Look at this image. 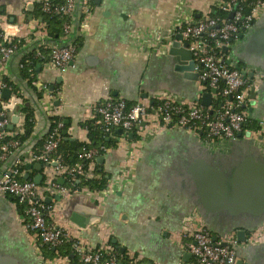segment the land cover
<instances>
[{"label": "crops", "instance_id": "0c3cea01", "mask_svg": "<svg viewBox=\"0 0 264 264\" xmlns=\"http://www.w3.org/2000/svg\"><path fill=\"white\" fill-rule=\"evenodd\" d=\"M39 1L0 0V24L5 19L23 21L28 27L22 33L27 35L41 20L33 12ZM218 1L96 0L90 19L83 30H77L82 42L75 59L64 69L50 68L41 59L37 63L38 77L56 97L54 115L43 109L39 93L22 75L23 57L34 44L27 42L19 48L6 65L5 77L26 99L11 117L13 128L8 130L24 133V106L33 107L35 125L23 143L0 163V178L19 158L28 156L44 142L54 127L52 117L62 119L65 140L90 143L89 129L83 123L92 119L96 103L117 98L135 105L164 95L198 97L199 82L184 77L169 60V43L181 33L180 27L188 18L204 17ZM31 3L34 6L30 7ZM255 31L258 37L253 39ZM240 34L244 38L232 41L228 56L239 68L260 76L256 101L249 108L251 116L259 119L264 114V12ZM235 53L244 61L239 62ZM15 117L18 120L14 121ZM144 124L139 138L118 134L117 146L87 165L88 177L104 174L107 188H82L66 196L56 195L48 203L55 209L56 224L93 248L112 242L128 259L141 264H183L185 254L190 253L186 247L191 238L183 232L186 226L203 223L215 236L240 228L230 220L203 212L195 184L186 171L188 161L195 155L212 158L227 153L235 141L225 144L222 150L211 151L197 135L185 129ZM252 141L264 153L260 143ZM64 153L66 149L61 150V155ZM29 163L41 162H27L24 177L34 180L41 174L42 185L46 178L44 164L39 170L28 168ZM75 213L84 225L72 219ZM23 220L16 197L0 195V254L16 259L17 264H45L51 258L43 256L35 235ZM244 224L246 240L237 250V264H264V218ZM192 261L193 256L188 264Z\"/></svg>", "mask_w": 264, "mask_h": 264}, {"label": "built area", "instance_id": "2783aa9c", "mask_svg": "<svg viewBox=\"0 0 264 264\" xmlns=\"http://www.w3.org/2000/svg\"><path fill=\"white\" fill-rule=\"evenodd\" d=\"M95 1L65 0L62 3H53L51 0H42L41 9L45 14L60 13L69 17L64 25L63 39L70 40L63 46L48 42L50 36L45 21H37L27 35L22 33L24 27H28L23 21L11 22L5 19L3 25L0 24V139L10 135L8 127L11 117L16 114L19 106L25 104L26 99L23 92L12 89L10 80L5 77L6 65L12 55L22 43L24 47L27 42H31L39 60L44 61L50 68L64 69L75 59L79 50L71 34L77 33L78 20V31L83 30L93 13ZM242 2L252 6L251 13L247 16L242 15ZM217 6L229 14L234 12V16L214 17L210 13L200 19L192 16L180 27L183 39L188 42V48L195 60L200 90H216L212 92L210 106L202 104L201 94L198 99L164 95L129 107L123 99L109 98L94 105L92 119L95 123L101 125L106 132L121 128L126 137L134 131L140 133L146 126L144 123L176 126L197 135L211 151L224 149L225 144L238 140V134L242 133V139L258 141L264 151V114L258 119L257 130L246 128L251 117L249 108L256 101L251 96L252 90L256 91L260 76L249 69L237 68L233 63H227L229 56L224 51L225 47L231 46L232 41L239 39L241 25L249 28L254 19L264 12V0H219ZM23 67L22 61L21 68ZM26 81L39 93L43 109L54 115L56 97L51 93L49 85L38 75L28 76ZM4 89L11 90L8 98L2 96ZM63 126L62 120L54 121V127L44 142L31 150L28 156L19 158L4 172L0 178V195H12L24 205L23 221L28 231L35 235L37 245L47 243L57 248L72 241L73 252L78 258L77 264H122L118 249L113 244L105 243L93 248L83 239L72 237L54 221L55 209L46 201V195L54 198L56 195L66 196L78 191L79 189L73 188V183L88 177L87 165L99 154V149L92 147L84 149L80 154L82 161L73 164L65 162L58 153ZM22 143L19 138L0 143L1 160H7L11 152ZM100 149L106 151L108 148L102 145ZM35 161L45 166L46 178L42 185L33 179H24L26 163ZM67 181L72 185H66ZM183 232L191 238L186 247L193 256L190 264H237V250L241 242L236 230L228 231L214 240L215 235L210 228L197 222L193 227L186 226ZM45 264H71V260L68 255H59L47 259ZM130 264L141 263L133 259Z\"/></svg>", "mask_w": 264, "mask_h": 264}, {"label": "water", "instance_id": "95a60500", "mask_svg": "<svg viewBox=\"0 0 264 264\" xmlns=\"http://www.w3.org/2000/svg\"><path fill=\"white\" fill-rule=\"evenodd\" d=\"M29 6L32 7L34 4L31 3ZM233 16L234 12H231L229 17L232 18ZM79 23L80 20L77 21L76 31L79 30ZM246 29L243 28L244 31ZM75 34L72 33L71 38ZM256 35L257 31L254 32L252 38H257ZM261 35L262 33L259 37ZM239 38L243 39V34H240ZM47 40L52 44L63 46L67 45L70 39L62 38L61 41H58L48 38ZM241 48L242 46H240ZM235 49H233V53ZM224 51L228 52L229 47H225ZM234 56L238 58L239 62L244 61L236 53ZM168 57L174 63L176 71L189 80L198 81L199 74L195 71V60L188 48V42L183 39L182 33L173 36V40L169 43ZM232 61L229 58L227 63H232ZM234 65L239 68L238 64ZM39 68L40 65L38 70ZM215 91V89L212 90V92ZM212 92L199 90L198 94H201L203 105H211ZM10 94L11 90L4 89L2 96L8 98ZM256 95V91L253 89L251 96L256 98ZM193 99H198V97ZM17 118L15 117L14 121L18 120ZM8 128H13L12 124ZM116 132L120 135L123 134L121 128H117ZM129 136L133 137L134 133L131 132ZM238 136L239 139L235 141V145L229 152L217 154L212 158H209L207 154L203 156L195 155L188 161L186 171L189 179L195 184L196 195L203 212L215 218L230 220L237 227H240L237 229V237L240 242H244L246 240L244 223L248 224L250 220L264 218V153L255 146L256 144L252 139H242V133H239ZM32 166L37 167L39 170L42 168L41 163L27 164L28 168ZM42 177L39 174L34 180L40 183ZM25 178H28V175ZM57 199H60V197L57 196ZM51 200L52 197L46 198L47 202H51ZM72 219L84 225L78 213L73 214ZM217 238L218 236H214V240H217ZM53 248L55 249V247ZM191 256V253H186L183 264H188ZM0 264H17V261L10 256L0 254Z\"/></svg>", "mask_w": 264, "mask_h": 264}, {"label": "trees", "instance_id": "16d2710c", "mask_svg": "<svg viewBox=\"0 0 264 264\" xmlns=\"http://www.w3.org/2000/svg\"><path fill=\"white\" fill-rule=\"evenodd\" d=\"M53 3H62L65 0H51ZM42 0L35 3V10L34 16L41 19V21H45L47 24V30L48 34L51 39L53 40H62L64 36V25L69 20V17L64 14L55 13V14H45L41 9ZM252 6L247 5L246 3L241 4L240 9L242 11L243 16H247L251 13ZM211 16L214 17H229V13L223 10L221 7L215 5L210 12ZM242 22H240V25ZM244 25H241L240 31H242ZM73 41L79 46L81 44V37L79 35H76L72 38ZM23 44V43H22ZM19 48H22L23 45ZM34 47V45L32 46ZM19 50V49H18ZM23 63L24 67L22 68V75L23 77L33 76L37 75L36 73V66L39 61V58L35 55V48H33L30 52L27 53L23 57ZM29 84H31L29 82ZM13 87L14 84L12 83ZM12 87V88H13ZM14 91H18V88H13ZM134 103L127 102V106H132ZM23 112L26 114L25 118V131L24 133L15 134L14 130L10 131V135L5 137V139H0V143L7 141L11 138H19L21 141L25 140L27 136L33 131L34 125H35V117H34V109L31 106H24ZM53 121L56 120H62L60 117H52ZM258 119L254 118L253 116L250 117L249 122L246 124V128L249 130H257L259 128ZM83 125L87 126L89 129V138L90 143L80 142L78 140L75 141H67L65 140L63 133H62V140L58 149V153L61 154V150L66 149V154L64 153L62 155L65 162L68 163H76L78 161H82L80 158V154L84 151V149H89L92 147H96L99 149L98 155H103L104 150H101L100 147L102 145L106 146L107 148H114L117 146L118 143V133L116 132V128H113L110 132H106L104 128L101 125H98L95 123L93 119L90 121H87L83 123ZM53 128V127H52ZM64 127H62L61 132L63 131ZM52 130V129H51ZM134 133V138H139V135L136 131ZM12 134L15 136L13 137ZM2 162L0 158V163ZM87 163V162H86ZM24 179H32V177L25 178ZM66 185H72L69 181L66 182ZM108 186V179L105 177L104 174L101 173V176L98 178H89V177H83L79 180H76L73 183L74 189H82V188H88L92 191H100ZM18 203L19 211L22 215L25 214L24 212V205L20 204L18 199L16 198ZM27 221V219H25ZM111 242V241H110ZM112 243V242H111ZM39 249L42 250L43 256L45 258H55L59 255L66 256L68 255L71 260V264H77L78 258L76 254L73 252L72 247V241L65 242L63 245L58 246L57 248H53V246L47 244V243H38ZM113 244V243H112ZM116 249H118V256L121 260L122 264H130V259L126 257L125 253H122L119 249V247L116 244H113Z\"/></svg>", "mask_w": 264, "mask_h": 264}]
</instances>
